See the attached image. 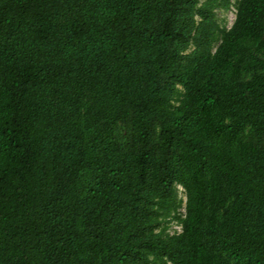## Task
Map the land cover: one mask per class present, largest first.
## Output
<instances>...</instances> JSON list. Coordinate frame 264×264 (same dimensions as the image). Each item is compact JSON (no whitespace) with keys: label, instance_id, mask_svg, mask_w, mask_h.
Instances as JSON below:
<instances>
[{"label":"trees","instance_id":"1","mask_svg":"<svg viewBox=\"0 0 264 264\" xmlns=\"http://www.w3.org/2000/svg\"><path fill=\"white\" fill-rule=\"evenodd\" d=\"M231 6L0 0V264H264V0Z\"/></svg>","mask_w":264,"mask_h":264},{"label":"rangeland","instance_id":"2","mask_svg":"<svg viewBox=\"0 0 264 264\" xmlns=\"http://www.w3.org/2000/svg\"><path fill=\"white\" fill-rule=\"evenodd\" d=\"M203 1V0H202ZM232 6L228 10H222L219 9L216 11V17L217 21L220 24L221 27H224L226 29H230L235 21L236 18V8L235 4L237 0H231ZM178 88L183 92V88L181 86H178ZM178 200L183 201L182 206L178 209V213L180 215H185V205H186V193L183 187L178 186ZM164 226H167L168 233L170 235H173L175 233H179L181 230V225L178 223V221L167 219L166 223L163 224Z\"/></svg>","mask_w":264,"mask_h":264},{"label":"built area","instance_id":"3","mask_svg":"<svg viewBox=\"0 0 264 264\" xmlns=\"http://www.w3.org/2000/svg\"><path fill=\"white\" fill-rule=\"evenodd\" d=\"M185 213H186V211H185ZM182 232V228H181V230H180V232L179 233H181Z\"/></svg>","mask_w":264,"mask_h":264}]
</instances>
